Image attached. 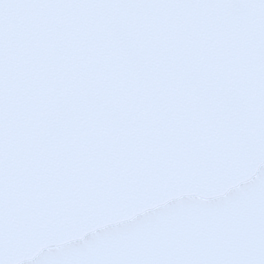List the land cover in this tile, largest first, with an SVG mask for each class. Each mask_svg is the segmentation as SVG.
Masks as SVG:
<instances>
[{"label": "snow or ice", "instance_id": "1", "mask_svg": "<svg viewBox=\"0 0 264 264\" xmlns=\"http://www.w3.org/2000/svg\"><path fill=\"white\" fill-rule=\"evenodd\" d=\"M0 264H264V0H0Z\"/></svg>", "mask_w": 264, "mask_h": 264}]
</instances>
